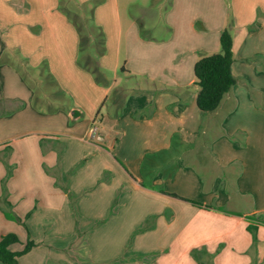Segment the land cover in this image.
Segmentation results:
<instances>
[{"label":"crops","instance_id":"obj_1","mask_svg":"<svg viewBox=\"0 0 264 264\" xmlns=\"http://www.w3.org/2000/svg\"><path fill=\"white\" fill-rule=\"evenodd\" d=\"M225 28L237 81L206 113L195 65ZM0 224L36 243L19 264H264V0H171L154 25L119 0H0Z\"/></svg>","mask_w":264,"mask_h":264},{"label":"trees","instance_id":"obj_2","mask_svg":"<svg viewBox=\"0 0 264 264\" xmlns=\"http://www.w3.org/2000/svg\"><path fill=\"white\" fill-rule=\"evenodd\" d=\"M79 16L87 20L83 10H79ZM76 17V16H75ZM81 35L82 42V63L89 67L86 53L89 47V34L83 32L82 23H78L74 18ZM100 37V36H99ZM234 61L233 35L229 28H225L220 36V49L217 52L202 55L195 65V84L198 87L197 104L204 112L215 111L222 102L224 96L236 84V78L232 73V63ZM7 204L10 203L5 200ZM6 216L10 219L22 222L16 214L6 211ZM23 223V222H22ZM20 238L14 232L0 235V262L2 264H19L18 258L27 254L36 243L28 239L22 250H13L12 245L19 243ZM199 264H212L211 257L206 259L196 255Z\"/></svg>","mask_w":264,"mask_h":264},{"label":"rangeland","instance_id":"obj_3","mask_svg":"<svg viewBox=\"0 0 264 264\" xmlns=\"http://www.w3.org/2000/svg\"><path fill=\"white\" fill-rule=\"evenodd\" d=\"M119 1H120L122 13L124 15L127 14L130 16V14L132 13L135 16L141 17L142 19H144V21L146 22L147 25H154V24H157L158 22L159 23L163 22V14H164L165 10L170 6V2H171V0H119ZM75 12L79 13V9L75 8ZM72 16H73V14H72ZM74 18L76 19V21L78 23H80V24L82 23V26H83L82 30H83L84 34L85 33H87V34L92 33L94 35L97 34L96 30L90 25V23H88L89 21H87L85 18L82 19L79 16V14H76V17L74 16ZM153 33H154V35H161L163 32L162 31L157 32V30H155ZM42 76H43V78H42L43 82L45 81V83H46L47 76L43 71H42ZM47 83H49V84H47ZM47 83H46V85L48 86L49 90H54V86L52 85V83H50L49 80L47 81ZM65 102L67 104H69V100L63 99V103H65ZM2 227L3 226L0 224V229ZM30 227L34 231V237L33 238L36 239L38 242H43L42 244H45V247H49V248H52L53 246L64 247L63 249H66V250H63V251L68 256H71L70 251L74 249L71 246L73 241H71V239L67 238V237L66 238L60 237L59 239L56 240V236H54V233H53V231H55V228L57 227L56 225H52V224L50 225V224L44 223V224H37V225L32 224V225H30ZM6 228H9V225L6 226ZM41 228H42V230H41ZM64 230L65 229L63 228L62 231L64 232ZM85 235H86V233L79 236V237L85 238ZM24 242H27V238H26V240H24ZM78 242H79V244H81L82 242L85 243V241L80 240L79 238H78ZM98 242H99V245L101 242H103V244H104V241L101 238L98 240ZM70 247H72L73 249H70ZM91 247L95 248V250L98 252V247H99L98 245H96L95 243H92ZM91 247L89 246L88 253L90 252ZM80 248L82 249V251H81L83 253L82 255H85V253H84L85 251L83 250L85 248H82V246ZM86 250H87V247H86ZM78 259H80V258L78 257ZM85 259H86V261L82 260L83 262H85L84 264H115V262H116V261H113V262L107 263L106 260L109 259V256L104 255V254L98 255V257L95 258L96 262H95V260H93L94 258H92L89 255H87L85 257ZM0 264H2V263L0 262Z\"/></svg>","mask_w":264,"mask_h":264},{"label":"built area","instance_id":"obj_4","mask_svg":"<svg viewBox=\"0 0 264 264\" xmlns=\"http://www.w3.org/2000/svg\"><path fill=\"white\" fill-rule=\"evenodd\" d=\"M89 140L97 142L102 140V135L96 125H93L89 130Z\"/></svg>","mask_w":264,"mask_h":264}]
</instances>
